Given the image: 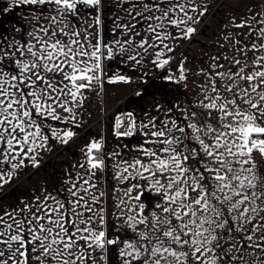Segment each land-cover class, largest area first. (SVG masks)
Returning a JSON list of instances; mask_svg holds the SVG:
<instances>
[{"label":"snow or ice","instance_id":"obj_1","mask_svg":"<svg viewBox=\"0 0 264 264\" xmlns=\"http://www.w3.org/2000/svg\"><path fill=\"white\" fill-rule=\"evenodd\" d=\"M214 2L0 0L23 21H0V264H264V0L186 66ZM153 78L184 92L116 112L113 147L93 138L59 187L3 203L79 136L88 93Z\"/></svg>","mask_w":264,"mask_h":264},{"label":"crops","instance_id":"obj_2","mask_svg":"<svg viewBox=\"0 0 264 264\" xmlns=\"http://www.w3.org/2000/svg\"><path fill=\"white\" fill-rule=\"evenodd\" d=\"M251 0H215L211 3L210 12L204 17V23L200 26L202 34L194 37L193 41L183 42V46L177 50L176 58H181V53L189 58L198 67L207 59L205 54L216 51L214 44L219 39L218 33L223 24L231 15H240L245 5H250ZM239 9L240 11H237ZM19 10L11 13L0 14L3 25L10 27L13 23H23L18 19ZM217 33V35H214ZM163 75L159 70L150 72V76ZM189 87H192L190 84ZM143 91V97H137L135 93ZM184 90L178 86L169 84L160 79H150L148 84H140L134 81L131 84H105L99 95L88 93L89 99L85 102L86 111L83 114V126L78 130L79 136L67 146L55 145L51 153L44 154L40 167L26 169L27 175H21L13 181L11 187L6 186L3 193L4 204L15 203L21 198L28 197L33 190H39L45 186L50 190L60 186L66 172L76 162L82 159L80 148L93 138L105 137L109 141V147H113L115 137L111 134V117L118 111L136 110L148 107L155 98L160 102H175L173 97L180 98ZM191 99V93H188Z\"/></svg>","mask_w":264,"mask_h":264}]
</instances>
